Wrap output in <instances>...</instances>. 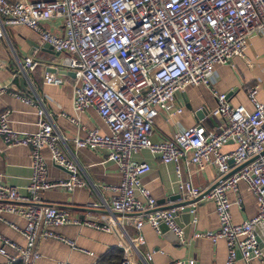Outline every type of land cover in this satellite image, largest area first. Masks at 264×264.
I'll list each match as a JSON object with an SVG mask.
<instances>
[{"label": "built area", "instance_id": "obj_1", "mask_svg": "<svg viewBox=\"0 0 264 264\" xmlns=\"http://www.w3.org/2000/svg\"><path fill=\"white\" fill-rule=\"evenodd\" d=\"M50 20L61 22L62 34L42 28L41 24ZM12 26L28 28L42 44L63 55L62 66L74 75V117L91 108L106 125V133L86 130L83 137L78 133L72 138L76 150H103L120 175L118 186L102 188L114 193L108 203H88L84 208L125 217L80 223L67 210L44 207L41 193L51 189L71 192L85 188L86 182L78 176L74 162L62 153V138L43 120L42 108L36 106L37 131L30 134L11 129L9 111H0V138L5 147L28 148L31 161L24 195L2 184L0 178V221L24 239V245L19 246L0 235L2 264H34L40 258L36 249L40 240L53 239L77 249L72 241L53 231L68 225L116 234L121 249L117 264L151 261L149 253L140 256L143 224L157 235L163 224L181 240L183 229L175 223L173 212L157 209L141 182L150 166L135 162L133 156L142 150L163 164L175 165L178 188L187 200L205 192L192 186L190 179H179L178 164L193 165L197 172L213 167L218 179L205 198L214 205L219 227L212 232H195L192 238L211 244L222 240L227 250L224 264H235L237 259L244 264L252 259L262 261L253 229L257 224L264 225V102L256 100L258 86H251L245 93L253 110L234 107L211 81L215 65L234 66L235 60L244 59L249 38L264 34V0H0V39L5 37V28ZM37 65V60L28 55L21 69L25 75ZM43 83L60 86L63 80L46 73ZM191 86L211 91L217 105L208 117L219 124L208 130L201 119L169 140L152 143L149 137L155 117L160 113L167 117L179 114L181 108H174L175 94ZM4 95L32 105L30 98L16 93L9 84L0 85V97ZM69 121L78 123L76 118ZM228 142L234 148L221 152ZM44 148L52 164L66 171V179H48L41 155ZM239 183L252 193L258 209L248 221L233 224L226 193H236ZM5 214L23 220V227L5 222ZM130 218L134 220L133 235L124 227Z\"/></svg>", "mask_w": 264, "mask_h": 264}, {"label": "crops", "instance_id": "obj_2", "mask_svg": "<svg viewBox=\"0 0 264 264\" xmlns=\"http://www.w3.org/2000/svg\"><path fill=\"white\" fill-rule=\"evenodd\" d=\"M41 26L51 33H63L60 21H45ZM4 34L5 37L0 39V85L9 84L16 93L30 98L32 105H25L12 96L4 95L0 97V111H9L8 120L11 129L30 134L37 131V107L42 108L43 120L50 123L55 133L62 138L59 143L62 153L74 162L78 176L86 182L85 188L74 189L71 192L51 189L41 193L42 205L67 210L80 223L86 220L100 223L106 218L125 217L107 210L89 209L94 213L83 212V207L88 203H100L103 200L108 203L114 193L102 188L118 186L120 175L116 165L106 160L103 150L74 148L72 138L78 133L80 137H83L86 130H97L102 134L107 132V128L91 108L74 117L71 104L74 75L62 66L63 55L49 48L45 49L38 35L28 28L12 26L5 28ZM246 46L244 59L235 60L234 66H214L211 83L219 94H226L230 105L234 107L241 105L250 112L253 107L246 98L247 87L258 86L256 100L260 103L264 102V34L250 37ZM28 55L37 60L38 65L34 71L24 75L21 65L23 58ZM46 73L60 77L63 80L62 85H45L43 80ZM20 78L22 82H19ZM244 82L245 88L241 87V83ZM174 102V108H181V112L171 117L163 113L155 117L149 137L152 143L169 140L175 133L197 124L199 121L196 118L197 112L202 113L201 124L206 129L210 130L215 124H219V121L208 117L217 103L211 91L202 86H191L176 93ZM72 118H76L78 123L70 122L69 119ZM233 148L234 144L228 142L222 147L221 152L228 153ZM41 155L47 164L48 179L58 181L67 178L66 172L52 164L46 148L42 149ZM133 160L137 163L145 162L150 166V170L142 176L141 182L156 201L157 209L162 210L174 205L176 202L171 203L168 199L177 194L181 195V201L187 200L178 188L175 165L163 164L145 150L134 155ZM30 162L28 148L19 146L6 148L0 138L2 184L16 188L19 194L24 195L30 178ZM178 169L181 173L179 179L182 181L190 179L192 186L205 193L218 179V173L213 167L197 172L193 165L185 166L179 163ZM237 190L236 193L231 190L226 193V199L231 203L230 216L233 224L248 221L255 216L258 209L254 196L243 183L238 184ZM237 200L240 201L238 205L235 204ZM159 202L163 203L159 204ZM192 209L187 224H183L180 218L178 220V224L183 229L181 240L167 232L163 234L160 232L157 235L147 224L141 226L144 245L140 250V256L144 257L149 253L151 261H139V264H171L177 261L183 264H188V261L194 264L225 263L227 250L222 240L211 244L206 239L192 238L195 232H212L219 227L213 203L204 197L193 203ZM2 218L5 222L20 228L24 225V221L15 215L5 214ZM133 221L130 218L129 223L124 224L129 235L134 233ZM53 231L63 239L72 241L77 249H71L53 239L40 240L36 243L40 258L34 264H117L121 258V249L117 247L118 237L114 233H102L74 225L53 228ZM253 231L262 251L264 225H255ZM0 235L19 246L24 245V239L1 221ZM9 252L14 254L12 251ZM3 262L0 256V264ZM235 262V264H244L239 259ZM249 264H264V258L262 256V261L252 259Z\"/></svg>", "mask_w": 264, "mask_h": 264}, {"label": "water", "instance_id": "obj_3", "mask_svg": "<svg viewBox=\"0 0 264 264\" xmlns=\"http://www.w3.org/2000/svg\"><path fill=\"white\" fill-rule=\"evenodd\" d=\"M45 49L46 48H49L50 49V47L46 44H44V46H43ZM51 50V49H50ZM73 75V74H72ZM19 82H22V78H20L19 79ZM176 95V94H175ZM196 118L197 119H199V120H201L202 119V113H200V112H197V114H196ZM62 169V168H61ZM64 172H66L64 169H62ZM229 177V176H228ZM209 192V191H208ZM208 192H206L205 194H203L202 196H200V197H198V198H196V199H193V200H186V201H181V195H179V194H177V195H175L174 197H171V198H169L168 199V201L169 202H171V203H175L174 205H172V206H168V207H166V208H164V209H162V210H165V211H172L173 212V217H174V221H175V223H177L178 224V220H179V218L180 219H182V223L183 224H187L188 223V221H189V219H190V217H191V213L193 212V209H192V205H193V203H195L198 199H201V198H204V197H206V195L208 194ZM163 202H159V204H162ZM83 212L84 213H86V212H88V213H94L93 211H91V210H89V209H87V208H84L83 207ZM117 215V214H116ZM188 220V221H187ZM257 225H261V224H257ZM178 226L180 227V225L178 224ZM159 228H160V232L163 234V233H165V232H167V233H169V234H171V232L170 231H168V229L163 225V224H161L160 226H159ZM262 256H263V258H264V246H262Z\"/></svg>", "mask_w": 264, "mask_h": 264}]
</instances>
